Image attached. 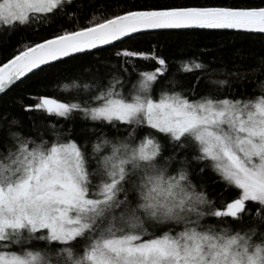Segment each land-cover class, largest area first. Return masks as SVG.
I'll return each instance as SVG.
<instances>
[{"label": "snow or ice", "instance_id": "obj_1", "mask_svg": "<svg viewBox=\"0 0 264 264\" xmlns=\"http://www.w3.org/2000/svg\"><path fill=\"white\" fill-rule=\"evenodd\" d=\"M82 9L0 0L3 35L84 17L0 64V94L63 65L64 88L75 89L23 106L28 131L0 117V264H264V81L258 94L236 93L229 76L240 74L188 60L180 71L202 73L205 86L201 75L184 86L164 58L119 47L188 30L264 41V6ZM112 49L114 60L94 62ZM208 172L235 197L210 199Z\"/></svg>", "mask_w": 264, "mask_h": 264}, {"label": "trees", "instance_id": "obj_2", "mask_svg": "<svg viewBox=\"0 0 264 264\" xmlns=\"http://www.w3.org/2000/svg\"><path fill=\"white\" fill-rule=\"evenodd\" d=\"M83 13L91 16L93 13L106 12L105 5L109 6L111 14L133 7H170V6H224V7H254L264 6V0H81ZM78 12L81 10L77 9ZM107 14V13H106ZM83 15L59 19L52 27H44L43 21L33 23L36 31H17L12 35L0 34V64L9 59L18 47H23L24 42L35 43L47 38L60 27L72 30L76 20L83 21ZM260 34L236 33L219 30H188L159 35L145 36L136 42L119 45L120 48L139 49L164 58L168 65V74H175V78L181 85L187 86L193 77L201 75V85H204L203 74L199 72L180 71L181 62L188 60H200L209 66V71L221 70V75L238 73V77L229 76L232 90L236 93L251 94L255 90L259 93V85L264 81V41L258 37ZM111 52L100 53L98 63L101 60L115 59ZM242 57V58H241ZM235 59V62L233 60ZM143 69L153 65L148 62H140ZM68 65L52 68L46 72L29 75L22 83H18L6 95L0 97V117L5 113L8 118L16 117L21 121L25 131L31 125L29 114L22 110L23 106L35 103L37 95H48L68 101L75 95V89L69 87L65 90L64 85L69 84L63 76ZM82 72V69H81ZM215 75V73H214ZM179 87V86H178ZM3 121H0L2 124ZM83 125L77 120V130ZM195 165V162H193ZM198 170V169H197ZM204 191L217 205L235 197V192L225 190L221 183L216 181L215 174L208 172L203 180Z\"/></svg>", "mask_w": 264, "mask_h": 264}, {"label": "water", "instance_id": "obj_3", "mask_svg": "<svg viewBox=\"0 0 264 264\" xmlns=\"http://www.w3.org/2000/svg\"><path fill=\"white\" fill-rule=\"evenodd\" d=\"M219 31H229V32H236V33H242V32H238V31H236V30H219ZM18 83H20V82H18ZM17 83V84H18ZM3 94H0V97L2 96Z\"/></svg>", "mask_w": 264, "mask_h": 264}]
</instances>
